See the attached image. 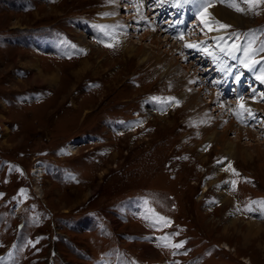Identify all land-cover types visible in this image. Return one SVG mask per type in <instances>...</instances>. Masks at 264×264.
I'll list each match as a JSON object with an SVG mask.
<instances>
[{"label": "rangeland", "instance_id": "obj_1", "mask_svg": "<svg viewBox=\"0 0 264 264\" xmlns=\"http://www.w3.org/2000/svg\"><path fill=\"white\" fill-rule=\"evenodd\" d=\"M217 7L243 20L216 18ZM210 9L209 19L232 25L217 31L224 40L201 31L189 2L0 0V264H15L14 257L16 264H264V154L228 157L205 138L224 132L218 118L225 117L245 137L242 145L257 139L264 150V82L241 63L243 51H227L234 41L247 47L253 35L255 48L264 43V4L244 13L219 2ZM167 11L178 18L168 23L170 16H159ZM121 31L146 50L145 31L168 34V45L178 46L175 65L128 54ZM51 37H62L66 53H52ZM185 42L200 43L193 50ZM253 59L264 70V52ZM222 74L227 87L211 80ZM189 95L209 129L203 137L197 110L181 100ZM220 96L222 114L214 111Z\"/></svg>", "mask_w": 264, "mask_h": 264}, {"label": "bare ground", "instance_id": "obj_2", "mask_svg": "<svg viewBox=\"0 0 264 264\" xmlns=\"http://www.w3.org/2000/svg\"><path fill=\"white\" fill-rule=\"evenodd\" d=\"M219 6V5H218ZM52 9V8H51ZM50 9V10H51ZM230 11V10H229ZM172 12V11H171ZM215 12L217 13L216 14V18L217 16L218 17H221V19H225V18H228L230 21H231V18H235L237 20H240L239 18H236L234 17L232 14H230L228 11H226L225 9L223 8H216L215 9ZM158 15V14H157ZM160 16V15H159ZM173 16V15H172ZM174 19V17H172ZM234 19V21H235ZM242 19V18H241ZM111 20H114V19H111ZM228 20V21H229ZM243 20V19H242ZM233 21V20H232ZM18 24V23H17ZM18 26V25H17ZM131 27H134L133 25ZM119 28H122V26H119ZM164 28V27H163ZM124 30H126V25L122 28ZM128 30V29H127ZM134 31L136 32L135 28H134ZM130 33L127 32H123L121 31L120 32V35H119V42H121L125 47L124 49L126 50V52L128 54L130 53H135L136 56L138 53L140 54H143L141 56V60L143 62H148V61H151L153 64H158L160 66H168L170 65V67H172L174 64V60L172 59V55L174 56L175 54V51L176 49L178 48V46L176 45L175 48L174 46L172 45H168V44H171L169 42V38H168V34L165 35V38L164 39H161L157 37V34L156 33H153V32H150V31H145L141 36L140 38L145 40V41H149V44H148V48L149 49H144L143 47H138V48H135L133 46H131L132 44L130 43L131 42V39L127 40V37ZM183 41V40H182ZM141 43H143L142 40H140ZM183 43V42H181ZM144 44V43H143ZM147 45V44H146ZM48 47L51 46V44H47ZM169 46V47H168ZM166 47V49L164 50V53L165 54H161L163 51H162V48ZM183 49V48H182ZM175 50V51H174ZM168 51V53H167ZM139 56V55H138ZM180 57L176 56V60H179ZM177 62V61H176ZM185 71H188L189 69H187L186 67H184ZM83 70H85L83 68ZM78 72V71H77ZM84 72V71H83ZM61 73V72H60ZM80 74V73H79ZM77 73V75H79ZM51 76V75H50ZM57 74L52 76V81H55L56 78H57ZM60 77V76H59ZM184 77V76H183ZM51 78V77H50ZM45 79V78H44ZM183 81H186V79L182 78ZM182 79H180L179 82H176L175 84H173V87L172 89L174 88H182ZM48 80V79H47ZM195 80V79H194ZM185 85V84H184ZM200 86V85H199ZM184 87V86H183ZM205 87H201L200 89H204ZM173 89V90H174ZM206 89V88H205ZM208 90V89H207ZM205 90V91H207ZM183 91V90H181ZM209 91V90H208ZM213 92H210L209 94V102L210 103H216L214 102V98L216 97V92L215 90H212ZM200 92V90L198 91ZM183 93H185L183 91ZM193 95V94H191ZM201 95V94H200ZM198 96V95H197ZM217 98V97H216ZM219 99V98H218ZM182 101H186L187 104H189L190 106H193L194 110L196 109L197 111H195V120H196V123H199V125H201L202 127V133L200 135V137H203L206 132L209 131V129L206 128V125L204 123V120H203V116H202V113H201V108H196L197 107V104H198V101L199 100H196L195 96L191 97L190 98V95L188 97H184V98H181ZM244 103V102H243ZM242 103V104H243ZM209 105V104H208ZM216 105V104H215ZM222 105V104H221ZM246 105V104H245ZM248 105V104H247ZM254 105V104H253ZM201 106V105H200ZM204 107V106H202ZM216 107V106H214ZM223 107L224 105H222L218 110H214L215 112L218 111L219 114H222L224 112L223 110ZM248 107H252L251 103L249 104ZM255 107V106H254ZM259 108V110L261 111V108L260 106H256ZM252 109V108H251ZM253 111V110H252ZM255 112V111H254ZM263 112V111H262ZM225 118V117H224ZM224 118H218V124H225V127H224V132H222L220 134V136L217 138V133L216 131H213L211 133H207L205 135V138H207L209 140V142H216V146H217V149H218V152H221V153H225L227 154L228 157H239L241 158L242 160L246 161L248 160L249 158H253L254 154L255 156H261L263 155L264 153V150L261 148L262 147V144L260 141H257V139H254L253 141H248V144L247 147L245 145H242L241 141L245 140V137L241 134V133H236V132H231V130L233 129L234 125H235V121H231V123H229L227 121V124L225 123L224 121ZM227 119V118H226ZM245 131V130H244ZM250 131V130H249ZM242 132V131H241ZM260 133V132H259ZM251 134V133H250ZM262 136L264 135V133L262 132L261 133ZM248 135V134H247ZM251 136V135H250ZM249 138V137H248ZM257 138V137H256ZM259 138V137H258ZM207 140V142H208ZM206 141V140H204ZM208 142V143H209ZM244 144V143H243ZM251 149L254 151V152H250ZM250 150V151H249ZM221 200L224 202V200L228 201L229 202V199H231V195H229L228 193H223L221 194ZM236 217L233 218V220L235 219Z\"/></svg>", "mask_w": 264, "mask_h": 264}, {"label": "snow or ice", "instance_id": "obj_3", "mask_svg": "<svg viewBox=\"0 0 264 264\" xmlns=\"http://www.w3.org/2000/svg\"><path fill=\"white\" fill-rule=\"evenodd\" d=\"M111 2V0H110ZM158 2H163V0H158ZM189 2V0H173L174 6L177 8H180L183 6L184 3ZM219 2L221 4H226L229 7L234 8L237 12H241L244 13L246 11H254L260 4H264V0H191V3H193L194 5L197 6V11H196V16L200 18L201 23L203 24V28L201 29V31L203 32L204 28H207L209 31H219L221 29H230L232 28V25L227 24V23H223L217 19H209L208 17H211V13L208 11L210 8L214 7L215 4ZM245 5V7H241L240 5ZM212 25H218V28L212 27ZM251 31V30H250ZM230 35L235 36L236 33H231ZM179 39L184 40V34L183 32L179 33L178 36ZM220 40H223L224 37H220ZM255 42V36L253 35L252 39L247 41V47L244 46V42L241 41L240 43L237 42H233L228 48L227 51L229 52V55H232L233 53L236 52H241L243 51L244 57L245 59L241 61V63L244 65V67L246 68H255L256 65L260 64L261 62L258 60L253 59V54L255 52H264V43L261 44V46L259 48H255L254 45ZM200 42H197V44H192V43H188L185 42L184 46L185 48H197ZM108 46H112V45H108ZM204 52H208L207 47H204L202 49ZM222 51H224L225 49H221ZM209 55H211V53H209ZM235 79L237 81L240 80V76H236ZM256 79L260 80L261 82H264V70L261 71V74L259 76L256 77ZM253 93L255 94V90L253 89ZM261 98L264 99V93H261ZM153 99H158V98H153ZM168 103H179L175 97H169L168 98ZM240 108L244 111V112H248L250 115H252L253 118H255V114L251 113V109L247 108L246 105L241 104ZM237 115L239 116L240 113H237ZM218 163H222V161H218ZM228 167H231L230 165ZM227 170V168L225 169ZM232 171L238 175V173H236L235 169H232ZM228 183H231L233 187L236 186L237 181L236 180H232ZM23 191V190H22ZM2 195V194H0ZM262 205H264V201L260 202ZM250 211L253 209H249ZM165 226L169 223V221H167L164 218H161V221ZM183 244L182 243H178L173 245V247L175 248H180L182 247Z\"/></svg>", "mask_w": 264, "mask_h": 264}]
</instances>
